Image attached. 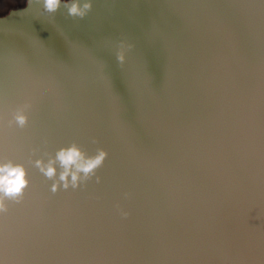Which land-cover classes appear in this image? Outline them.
<instances>
[{"label":"water","instance_id":"water-1","mask_svg":"<svg viewBox=\"0 0 264 264\" xmlns=\"http://www.w3.org/2000/svg\"><path fill=\"white\" fill-rule=\"evenodd\" d=\"M91 3L0 15V150L31 180L3 264H264V0ZM73 142L100 182L53 194L28 160Z\"/></svg>","mask_w":264,"mask_h":264},{"label":"clouds","instance_id":"clouds-1","mask_svg":"<svg viewBox=\"0 0 264 264\" xmlns=\"http://www.w3.org/2000/svg\"><path fill=\"white\" fill-rule=\"evenodd\" d=\"M33 4L42 5V14L53 15L63 6L67 10L68 16L83 19L92 8L91 0H27V7ZM126 45L122 42L117 52V60L124 64L126 56ZM31 107L29 102L17 107L12 112V119L7 121L8 127L13 125L23 129L28 124L27 110ZM4 127V119L0 116V129ZM95 142V141H93ZM35 155L37 149H33ZM108 153L104 149H97L96 154L89 155L77 143L73 142L68 146L60 147L54 155L44 152L40 158L28 163L32 164L39 173L46 179L53 181L50 191L55 194L61 188L63 190H76L82 185H86L94 176L96 182H100V177L96 176L97 170L103 166ZM31 185L27 165L4 154L0 150V218L8 212L9 203L19 204L24 200L25 194ZM126 196L128 194H125ZM119 208V206H117ZM120 215L124 218L129 216L127 211L120 209ZM0 264L3 259L0 258Z\"/></svg>","mask_w":264,"mask_h":264},{"label":"rangeland","instance_id":"rangeland-1","mask_svg":"<svg viewBox=\"0 0 264 264\" xmlns=\"http://www.w3.org/2000/svg\"><path fill=\"white\" fill-rule=\"evenodd\" d=\"M25 0H0V12L7 11L9 8L23 4Z\"/></svg>","mask_w":264,"mask_h":264},{"label":"trees","instance_id":"trees-1","mask_svg":"<svg viewBox=\"0 0 264 264\" xmlns=\"http://www.w3.org/2000/svg\"><path fill=\"white\" fill-rule=\"evenodd\" d=\"M26 1H27V0H25V1L23 2V4L16 5V6H14V7L9 8L7 11L0 12V15H4V14L8 13L9 10L12 9V8H16V7H19V6H24V5L26 4Z\"/></svg>","mask_w":264,"mask_h":264}]
</instances>
